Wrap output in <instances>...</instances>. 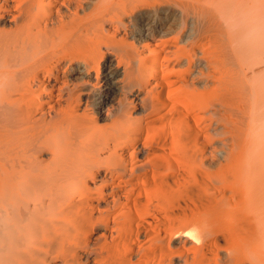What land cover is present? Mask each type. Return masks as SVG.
I'll return each instance as SVG.
<instances>
[{"label":"bare ground","instance_id":"1","mask_svg":"<svg viewBox=\"0 0 264 264\" xmlns=\"http://www.w3.org/2000/svg\"><path fill=\"white\" fill-rule=\"evenodd\" d=\"M0 264H264V0H0Z\"/></svg>","mask_w":264,"mask_h":264},{"label":"clouds","instance_id":"2","mask_svg":"<svg viewBox=\"0 0 264 264\" xmlns=\"http://www.w3.org/2000/svg\"><path fill=\"white\" fill-rule=\"evenodd\" d=\"M188 235L192 237L193 240H195L197 243L200 242L199 237V229L197 227H193L189 232Z\"/></svg>","mask_w":264,"mask_h":264}]
</instances>
